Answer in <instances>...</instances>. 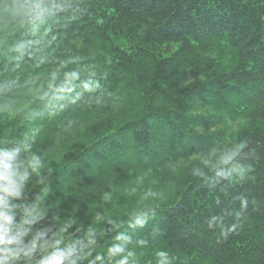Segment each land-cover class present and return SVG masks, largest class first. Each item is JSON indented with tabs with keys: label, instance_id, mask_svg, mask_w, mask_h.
Wrapping results in <instances>:
<instances>
[{
	"label": "trees",
	"instance_id": "16d2710c",
	"mask_svg": "<svg viewBox=\"0 0 264 264\" xmlns=\"http://www.w3.org/2000/svg\"><path fill=\"white\" fill-rule=\"evenodd\" d=\"M0 264H264V0H0Z\"/></svg>",
	"mask_w": 264,
	"mask_h": 264
},
{
	"label": "rangeland",
	"instance_id": "374dc122",
	"mask_svg": "<svg viewBox=\"0 0 264 264\" xmlns=\"http://www.w3.org/2000/svg\"><path fill=\"white\" fill-rule=\"evenodd\" d=\"M66 105V104H65ZM65 105H64V108H69V105H66V107H65ZM54 109V111L55 112H57V116L59 115V114H61L62 115V112H63V110L62 109H59L58 107H54L53 108ZM47 117H49V114L47 115ZM32 128H33V126H32ZM160 143H162V145L164 144L163 142H159V144ZM162 145H159V149H162L161 151H160V153H162V151H163V147H162ZM163 154V153H162Z\"/></svg>",
	"mask_w": 264,
	"mask_h": 264
}]
</instances>
